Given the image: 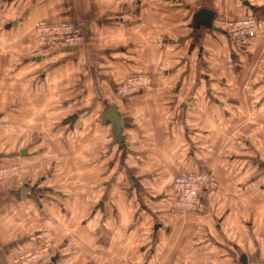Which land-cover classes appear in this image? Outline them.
I'll return each instance as SVG.
<instances>
[{"label": "crops", "instance_id": "1", "mask_svg": "<svg viewBox=\"0 0 264 264\" xmlns=\"http://www.w3.org/2000/svg\"><path fill=\"white\" fill-rule=\"evenodd\" d=\"M262 8L264 0H0V97L50 102L46 133L58 134L46 159L0 151V167L19 156L23 165L21 177L0 182V264L45 240L52 259L43 264H188L194 235L217 248L234 243L222 249L239 263L241 240L228 236L243 231L264 192ZM199 9L214 12L220 32L193 25ZM251 11L258 34L244 49L223 24ZM37 20L78 25L81 46L39 48ZM135 72L152 88L118 97L115 85ZM112 105L127 124L122 143L102 121ZM203 168L216 180L203 195L208 211L181 220L172 180Z\"/></svg>", "mask_w": 264, "mask_h": 264}, {"label": "rangeland", "instance_id": "2", "mask_svg": "<svg viewBox=\"0 0 264 264\" xmlns=\"http://www.w3.org/2000/svg\"><path fill=\"white\" fill-rule=\"evenodd\" d=\"M263 13H264V8L259 10L258 15L260 16V18H263L264 15ZM253 14L256 17V14L255 13ZM256 19L258 20L257 17ZM32 33H33V28H32ZM56 50H67V49H56ZM36 70L38 72V75L40 76L41 72H39L37 68ZM2 97L3 98L0 97V113L2 115V119L0 123V151L16 150V148L18 147L20 148L19 152L23 150L25 151L27 150L28 156L37 155V153H39V156H45L46 159V141H52L54 138L58 137V134L56 133H51L50 135L49 133H46V124H50L52 122V118L46 117V107L49 106L50 102H46V100H42L39 102H37V100L36 101L20 100V101L11 102V101H4V96ZM65 136L67 137V140H70L68 139V137L73 136V134L66 133ZM20 158L21 156H19L18 159H16L15 161L13 160L8 162L6 166L0 167V182L21 177V174L23 173L22 171L23 165L21 164ZM199 171H207L212 173L206 168H203L202 170ZM213 179H214V185L208 188V191L212 187H215L216 185V180L214 175H213ZM128 184L129 182H127V185ZM169 190H168L169 192L168 197L173 210L176 212L177 215L182 217L181 220L187 219L188 216H190V213L180 212L179 210L173 207V198L171 196V185ZM263 195L264 192L262 194V197L261 196L259 197V211L256 213H252L251 216L244 218L246 227L244 226L243 231H239L240 229L237 228L234 231H231L228 236L229 239H235L236 241L241 240L242 245L240 248V252H238L237 248L235 249V252L237 253L236 257H238L239 259L242 253L247 254L248 255L247 264H264V196ZM207 211L208 209L206 206L205 210L202 213L199 214L193 213V214L201 215ZM223 226H225V224H223ZM198 230L199 229L196 228L195 232ZM246 231H249V234H247ZM227 233L228 231L226 232V235ZM212 234L214 235V232H212ZM189 240L191 241V243H190V254L189 257L187 258L188 264H235L234 261L231 258H229L228 254L226 253V250H224V249H228V247H232V248L237 247L234 243L232 245H230L229 243V245H223L220 246V248H217L216 246L213 245V241L209 242L207 237L198 240L197 236L194 235L193 238H190ZM199 252L207 253V258L199 259V256L197 255L199 254ZM214 259H217V261H214ZM180 262H183V259H180ZM236 264H240V262L237 263L236 260Z\"/></svg>", "mask_w": 264, "mask_h": 264}, {"label": "built area", "instance_id": "3", "mask_svg": "<svg viewBox=\"0 0 264 264\" xmlns=\"http://www.w3.org/2000/svg\"><path fill=\"white\" fill-rule=\"evenodd\" d=\"M258 26L254 14H249L225 20L223 32L230 41L246 49L256 38ZM33 35L37 46L43 49H71L81 46L83 41L80 27L68 22L49 23L37 20L33 26ZM151 88V76L144 72H135L118 82L114 92L118 97L127 98L146 93ZM213 185L214 179L210 172L180 170L171 183L173 207L180 212L202 213L206 207L203 195ZM51 259L48 242L45 240L42 248L19 255L13 264H43L45 261L51 262Z\"/></svg>", "mask_w": 264, "mask_h": 264}, {"label": "water", "instance_id": "4", "mask_svg": "<svg viewBox=\"0 0 264 264\" xmlns=\"http://www.w3.org/2000/svg\"><path fill=\"white\" fill-rule=\"evenodd\" d=\"M243 4L245 6H247V7H251L248 4V2H246V1L243 2ZM213 16H214V12L213 11L207 10V9H199V10L196 11V13L194 15L193 25L195 27H198V26L201 25L204 28H207L209 30L220 32L221 30L219 28H216V27L212 26ZM75 118H76V115L72 116L70 118V121H73ZM102 121H103V123L107 121V122H109L111 124L112 129H113V133H114V136H115L116 140L119 141V143H122L121 136H120V131L127 124H125L124 120L120 118L119 114L116 111L115 105L110 106L106 110V112L104 113ZM24 154H26L25 150L20 152L21 156H23ZM27 191H28L27 187L23 186L21 188L22 197H25V193ZM239 262H240V264H247V256L244 253L240 255Z\"/></svg>", "mask_w": 264, "mask_h": 264}]
</instances>
